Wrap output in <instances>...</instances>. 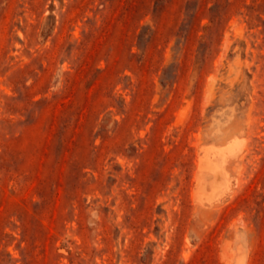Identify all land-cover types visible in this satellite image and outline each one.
I'll return each instance as SVG.
<instances>
[{"label":"rangeland","instance_id":"obj_1","mask_svg":"<svg viewBox=\"0 0 264 264\" xmlns=\"http://www.w3.org/2000/svg\"><path fill=\"white\" fill-rule=\"evenodd\" d=\"M0 264H264V0H0Z\"/></svg>","mask_w":264,"mask_h":264}]
</instances>
